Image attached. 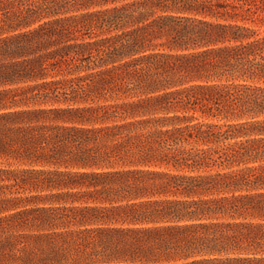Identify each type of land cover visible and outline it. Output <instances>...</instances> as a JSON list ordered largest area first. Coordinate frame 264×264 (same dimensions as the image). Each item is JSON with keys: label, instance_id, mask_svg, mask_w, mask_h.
Returning <instances> with one entry per match:
<instances>
[{"label": "trees", "instance_id": "1", "mask_svg": "<svg viewBox=\"0 0 264 264\" xmlns=\"http://www.w3.org/2000/svg\"><path fill=\"white\" fill-rule=\"evenodd\" d=\"M0 264H264V0H0Z\"/></svg>", "mask_w": 264, "mask_h": 264}]
</instances>
